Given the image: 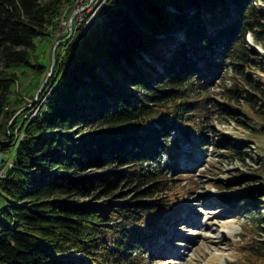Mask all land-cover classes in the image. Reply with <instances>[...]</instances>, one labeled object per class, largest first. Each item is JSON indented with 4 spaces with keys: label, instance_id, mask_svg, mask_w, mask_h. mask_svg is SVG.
I'll return each instance as SVG.
<instances>
[{
    "label": "trees",
    "instance_id": "1",
    "mask_svg": "<svg viewBox=\"0 0 264 264\" xmlns=\"http://www.w3.org/2000/svg\"><path fill=\"white\" fill-rule=\"evenodd\" d=\"M263 1L108 0L99 25L57 48L43 110L8 128L17 81L10 69L30 68L35 40L50 36L60 8L73 0H0V135L9 134L14 148L13 167L0 178L8 202L0 210V264H139L145 240L161 230L155 213L173 215L169 202L158 203L171 191L160 169L161 157L171 159L177 148L171 134L202 131L210 99L199 89L219 75L227 50L247 58L248 34L264 45V11L255 6ZM231 64L243 74L248 63ZM251 82L247 73L224 90L264 114V83L250 95ZM220 106L224 115L236 112ZM126 187L152 200L114 209L73 200L120 197ZM252 202L235 203L254 210ZM247 250L261 262L253 264H264V241L254 238Z\"/></svg>",
    "mask_w": 264,
    "mask_h": 264
},
{
    "label": "rangeland",
    "instance_id": "2",
    "mask_svg": "<svg viewBox=\"0 0 264 264\" xmlns=\"http://www.w3.org/2000/svg\"><path fill=\"white\" fill-rule=\"evenodd\" d=\"M107 2L73 0L72 5L64 4L55 19L54 30L48 31L50 36L35 40L36 48L30 57V68L10 69L16 74L17 81L12 88V102L6 109L12 113L8 128L13 127L16 119H31L43 110L46 98L41 96L45 91H51L59 46L64 41L86 37L104 19ZM255 6L264 11V1L255 2ZM168 10L174 11L170 7ZM185 12L189 13V10ZM181 34V31L176 32L177 37ZM246 43L247 58L241 59L238 54L236 56L233 51L227 50L226 57L218 62L219 75L201 84L200 96L210 99L202 131L188 127L187 139L178 131L171 134V139L176 138L177 141L175 154L171 159L163 155L160 160V169L171 180V191L167 192L169 195H158V203L169 202L173 215L163 211L155 213L161 230H158L157 238L145 240L139 264L261 263L249 256L247 249L254 238L264 241V114L259 108L260 104L227 91L238 86L247 73L251 75L252 82L245 89L250 91V95L251 87L256 82L264 83V45L259 44L251 34L246 36ZM245 61L248 64L243 74L231 64H243ZM38 64L43 66L39 71L34 67ZM224 103L236 112L224 115V107L220 106ZM12 132L16 140L17 128H13ZM8 137L0 135V149L4 145L5 150L0 151L1 159L4 160L0 178L13 167L14 148ZM227 147L234 149L226 150ZM153 165L148 167L150 171ZM98 172V169H91L88 173ZM218 184L224 185L225 193L215 195L225 197L221 199L215 196L212 200L227 203L228 207L222 208L223 213L207 205L212 202L209 188ZM254 188H261L262 194L249 195ZM119 192L120 197L97 198L90 195L73 200L109 209L152 200L137 196L136 190L128 187ZM235 195L238 198H230ZM249 198L253 199L251 205L255 206L254 210L235 203ZM7 204L5 196L0 194V210Z\"/></svg>",
    "mask_w": 264,
    "mask_h": 264
},
{
    "label": "bare ground",
    "instance_id": "3",
    "mask_svg": "<svg viewBox=\"0 0 264 264\" xmlns=\"http://www.w3.org/2000/svg\"><path fill=\"white\" fill-rule=\"evenodd\" d=\"M211 204H212V203H209V204H207V205H209V206H210Z\"/></svg>",
    "mask_w": 264,
    "mask_h": 264
},
{
    "label": "water",
    "instance_id": "4",
    "mask_svg": "<svg viewBox=\"0 0 264 264\" xmlns=\"http://www.w3.org/2000/svg\"><path fill=\"white\" fill-rule=\"evenodd\" d=\"M1 160H2V159H1V156H0V163H1Z\"/></svg>",
    "mask_w": 264,
    "mask_h": 264
}]
</instances>
